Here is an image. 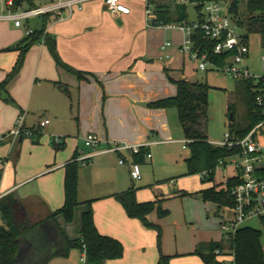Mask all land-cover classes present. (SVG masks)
Instances as JSON below:
<instances>
[{
	"label": "crops",
	"instance_id": "1",
	"mask_svg": "<svg viewBox=\"0 0 264 264\" xmlns=\"http://www.w3.org/2000/svg\"><path fill=\"white\" fill-rule=\"evenodd\" d=\"M52 1L54 0H29L22 5L10 7L5 0H0V82L7 78L18 61L20 50L17 46H23L30 39V35L42 31L38 40L26 52L19 71L9 80L7 92L0 98V137L3 139L1 143L10 145L11 149L10 154L0 160L7 164H10V161L14 165L19 163L21 143L25 135L13 138L6 136V131L14 128L20 116L24 118V128L34 129L39 133L42 130L39 122L44 116L58 118L68 112L72 116H77L78 128L83 127L84 118L93 121L94 123L89 122L86 134L96 133L101 141L96 147H88L83 141L84 136L81 138L84 148L79 150L76 147L70 157H64L57 165L49 163L48 169L43 165L38 166L29 178L13 184L0 193V197L17 192L20 202L34 205L35 213L43 211L45 214L54 211L64 202V165L71 160L76 151L79 156L83 153L92 154L85 165L79 160L80 166L88 167V171L83 174L79 172L80 203L74 208L73 220L68 223L63 215L59 214L56 217L58 227L66 238L79 237L82 215L91 209L98 231L119 239L124 246L121 258L106 260L104 264H156L160 253L170 257V264H207L196 250L202 248L206 251L211 242H223L221 228V237L214 240L209 233L201 229L202 227L199 229L189 221L192 239H189L188 244L184 247H180L179 244L171 246L169 243L166 244L164 239L160 252L157 230L146 227L137 218L129 217L123 205L114 197L116 193L131 186L135 187L134 181L142 179L141 175L139 179L131 177V161L139 164L142 161L153 162L150 151L153 141L150 143L146 141L145 131L156 126L157 132L162 130L168 135H173L178 129V113L170 111V108H152L148 103L177 94V89L173 91L163 80L162 69L178 70L184 64L185 57L180 50L184 39L183 33L179 32L182 40L176 43L169 40L172 45L165 49H162L165 41L160 45V49L164 50L163 59H170L172 62L156 59L155 64L153 59L162 56H159L157 46L152 45L154 38L152 34L162 33L167 29L148 26L145 14L146 0H122L130 7L128 14H112L107 10L104 0H89L81 9H75L72 15L64 20L48 14L31 17L24 20L21 26H16L14 20L8 17L9 12L43 6ZM155 2L167 5L170 16L179 15L176 7L179 1ZM28 27L33 30L32 33L27 32ZM47 39L51 42H47ZM52 46L66 67L56 62L51 51ZM169 47L172 48L167 51ZM67 68L81 71L82 75L78 76ZM68 101L70 109L66 110ZM29 112L38 117L37 122L31 125L26 124ZM98 118L103 125H97ZM50 124L51 122H48L43 127ZM79 132L80 130L78 134ZM39 134L33 136L37 138ZM50 135L53 146L60 149L56 146L57 136L54 133ZM59 138L61 139L59 143L63 142L64 147L66 141L60 135ZM123 138L129 139L132 143L146 144L142 147L146 151L144 156L140 159L128 152L107 150L115 143L124 142ZM158 142L174 143L179 140L166 139ZM182 147L185 148L187 145L182 142ZM148 153L151 154L150 157H147ZM121 158H125L126 162L120 163ZM34 176L38 180V188L20 191L22 186H25L23 184L30 183ZM214 178L211 186L223 182L222 177L216 179V174ZM129 180L132 182L131 185ZM135 188L138 202L156 200V210L158 205H161L168 214L170 213L168 208L162 206L161 201H164V197H142L137 187ZM199 191L193 193L201 196ZM205 202L211 203L209 215H217L220 225L222 220L233 216L231 208L218 206L211 201ZM148 220L162 229L161 222L151 213ZM52 225L53 227L42 225L25 234L24 247L28 251L37 247L35 250L39 252L38 261L34 263L30 260V264H40L63 246V240L60 239L54 224ZM74 249H70L66 255L51 256L46 264H78ZM22 258L24 260L29 258L28 253L24 251Z\"/></svg>",
	"mask_w": 264,
	"mask_h": 264
},
{
	"label": "trees",
	"instance_id": "2",
	"mask_svg": "<svg viewBox=\"0 0 264 264\" xmlns=\"http://www.w3.org/2000/svg\"><path fill=\"white\" fill-rule=\"evenodd\" d=\"M26 1L29 0H14V7L22 5ZM152 1L156 5L159 19L164 22L182 21L188 17L187 4L185 3H176L179 15L172 17L169 15L170 10L167 5L157 3L155 2L156 0ZM190 1L195 4V11H199L203 3L209 0ZM241 2L242 0H228L229 11L236 17L241 27L246 26V37H249L252 33H258L264 42V0H246L244 16ZM41 34L42 31L39 34L35 32L30 35V39L23 46H17L20 50V56L7 78L0 82V98L3 93L7 92L6 86L9 80L21 68L26 52ZM49 41L51 42V40L47 39V42ZM201 42L206 45L205 42ZM51 51L56 62L65 66L53 46ZM209 58L218 64H223L225 60V57L212 53H209ZM67 69L73 70L71 68ZM164 69L168 70L167 68ZM73 71L78 76L82 75L81 71ZM242 82L247 104V124L243 127L234 125L231 128V131L239 136H245L257 123L264 119V115L256 108L255 104L253 89L256 84L253 80H243ZM175 83L177 84L176 95L151 101L148 106L152 108H176L184 137L189 140L187 144L189 155L185 157L186 174H201L206 171L207 174L202 176V180L204 182H214L216 166L219 160L226 159L234 150L214 144L209 140L205 132L206 122L209 117V86L205 83L189 80H179ZM39 133L33 129L32 136ZM63 145L64 143L62 142L56 146L61 148ZM145 153V149L141 148L140 152L135 154V158L139 157L141 159ZM78 157L79 155L76 151L71 160L64 165V202L60 208L45 214L43 211L35 213L34 205L20 202L19 199L14 197V193H8L0 197V215L2 220L0 222V264H23L25 234L42 225L53 227L52 224H54L60 239L64 243L57 252L50 254L40 264H46L51 256L66 255L72 248H78L82 252L84 245L86 248V264H104L106 260L118 259L123 256L124 246L122 242L115 237L98 231L91 209L85 211L82 215L79 237L68 239L58 227L57 215L61 214L66 221L71 222L74 216V208L80 203L78 199L80 168ZM234 183V179H228L225 183H214L211 187L200 190L199 193L205 201H211L218 204V206L230 208L233 206L230 188ZM114 197L123 205L129 217L137 218L146 227L157 230L158 248L161 252L162 229L159 225L148 220V215L154 210L157 201L138 202L134 186L114 194ZM157 213L158 216L163 217L168 214V211L158 205ZM261 236L262 233L258 229L247 226L241 227L230 240L211 242L208 244L206 251L200 248L196 250V253L207 264H225V258L230 255L233 256L232 264H264V249ZM217 250H219L218 253ZM156 264H170V257L160 253Z\"/></svg>",
	"mask_w": 264,
	"mask_h": 264
},
{
	"label": "rangeland",
	"instance_id": "3",
	"mask_svg": "<svg viewBox=\"0 0 264 264\" xmlns=\"http://www.w3.org/2000/svg\"><path fill=\"white\" fill-rule=\"evenodd\" d=\"M167 1L173 2L174 0ZM245 5L246 0H242L241 9L243 16L245 15ZM187 13V19L189 21L195 19L196 12L194 6L190 3H187ZM150 27L155 29L158 28L155 26ZM179 32V30L167 29L162 33L152 34V36H154L152 45H154V47L157 46L159 52L157 53L159 56H162V58L157 56V58L153 59L155 64L156 59L170 62V59H163L164 50L160 49V45L166 40H171L173 43L182 40V35ZM249 45L250 53L247 63L251 72L259 76L262 74L260 59L264 52V42L258 33H252L249 38ZM172 47H169L167 51ZM184 60V64L178 70L167 68L168 70L166 71L162 69L164 70L162 73L163 80L173 91L177 89V84L175 82L183 80V78L189 81L205 83L209 86V117L205 127V132L209 140L213 143L219 142L224 138V134L231 130L234 125L238 127L245 126L247 124V104L244 97L245 90L242 80H235L221 71L199 70L197 68V60L186 58ZM67 104L66 110H69V101ZM46 105L49 106L48 104ZM170 111L177 113L176 108H170ZM44 118H48L51 124L42 127L37 138L30 134L25 135L21 143V155L17 165H14L10 160V164L1 162L0 160V172H2L0 177V193L13 184L29 178L32 173H35L38 166L43 165V167L48 169L47 165H49V163L57 165L64 157H70L76 147H78L79 150L84 148V140L82 141L81 138L86 135L87 129L90 126L89 122L94 123L84 118L83 127L78 128L77 116H72L68 112L65 113L63 117L54 118L52 116H44ZM37 120L38 117L36 115L34 116L33 112H29V114H27L26 124L31 125L37 122ZM98 120L96 121L97 125H103V122H100L101 119L98 118ZM177 121L178 129L173 135H168L160 129V131L157 132L155 130L156 126L155 128L148 129L147 132L145 131V136L147 137L146 141L148 143L153 141L150 148L153 155V162H140L142 179L134 181V185L137 187V191L140 192L142 197L154 198L160 196L165 198L161 203L163 207L170 210V213L165 217L159 218L156 207L151 212L153 217L161 222L160 224L163 231L161 246L165 239L166 244L169 243L171 246L179 244L180 247H184L188 244L189 239H192V232L189 230L191 223H189V221L198 228L202 227L201 229L209 233L214 240L221 237L222 229L220 231L221 225L219 217L217 215H209V210L212 207L211 203H206L199 194L193 193L210 187L213 182H204L200 173L186 174L187 166L185 157L189 155V149L188 147H182V142H184L185 138L179 119H177ZM14 127H16V125H14ZM78 130H80L79 134ZM8 133L9 132L6 131V136L9 135ZM51 133H54L57 137L60 135L62 139L66 141L65 146L56 149L53 146ZM123 139H125L124 142L132 143L127 138ZM166 139L179 140V142H158ZM1 140L3 139L0 137V159L6 158L11 152L10 145H6V143L2 144ZM36 140H38V142H36ZM11 158L12 156L10 155V159ZM87 171L88 167L83 165L80 166V174L86 173ZM224 173L232 175L233 168L230 165H227L226 168H218L216 179L218 180L221 178ZM35 178L34 176L30 183L27 182L23 184L25 186H22L20 191L24 192L30 188H38V180ZM129 181L131 185L132 182L131 180ZM184 190L188 193H184ZM242 225L261 231V242L264 248V220L253 217L245 220ZM35 249H37V247ZM35 249L33 247L28 251L26 248H23V251L27 252L29 257L23 260V264H28L30 260L34 263L38 261L39 252ZM74 251L77 253V263L83 264L80 250L75 248ZM231 258L232 256L230 255L225 259L231 260Z\"/></svg>",
	"mask_w": 264,
	"mask_h": 264
},
{
	"label": "built area",
	"instance_id": "4",
	"mask_svg": "<svg viewBox=\"0 0 264 264\" xmlns=\"http://www.w3.org/2000/svg\"><path fill=\"white\" fill-rule=\"evenodd\" d=\"M89 0H54L46 5L32 7L19 12H9L8 17L14 20L16 26H21L24 20L34 16H44L53 14L59 20L69 18L75 9H81L85 2ZM6 4L14 7V0H5ZM180 3H190V0H179ZM106 8L112 14H128L130 7L122 0H104ZM196 12L194 20L164 22L159 19L156 5L152 0H146V21L148 26L158 28L179 30L183 33L184 39L180 50L186 59L198 61L197 68L202 71L216 70L230 76L235 80H253L256 86L253 89L256 108L264 115V52L261 55L262 74H253L248 66L247 60L250 53L249 37H246V26L241 27L236 17L229 11L228 0H209L203 3L199 11ZM28 33H32L31 28H27ZM261 37V35H260ZM205 42L202 43L201 41ZM262 39V38H261ZM172 45L171 41H165L162 49ZM264 50V45H263ZM209 53L225 57L223 64H218L209 58ZM169 55L167 54L166 57ZM49 122L44 118L39 122L43 127ZM8 136L17 138L23 135H32L33 129L23 127V116L17 120L16 127L12 128ZM59 137H55L58 144ZM100 138L96 133L89 132L84 137L85 145L96 147L100 143ZM189 140L185 139L187 145ZM219 146L228 147L234 152L226 159L219 160L217 169L226 168L230 165L233 174L224 173L222 181L234 179L235 183L230 188L233 199V216L230 219L222 220L221 229L224 240H230L238 229L242 227L245 220L257 217L264 220V119L257 123L245 136L234 134L231 130L224 134V138L214 143ZM146 144H136L128 142H118L107 150L114 152H128V154H138ZM151 154H147L150 157ZM92 157V154H82L78 160L85 165ZM125 158L120 159V163H125ZM130 174L133 179H139L141 175L140 164L130 162ZM215 172V174H216ZM206 171L201 173L205 176ZM219 250H217V253ZM232 256V255H231ZM81 261L86 264L85 245L81 252ZM225 264L233 263L231 260H224Z\"/></svg>",
	"mask_w": 264,
	"mask_h": 264
},
{
	"label": "water",
	"instance_id": "5",
	"mask_svg": "<svg viewBox=\"0 0 264 264\" xmlns=\"http://www.w3.org/2000/svg\"><path fill=\"white\" fill-rule=\"evenodd\" d=\"M183 80H185V79H183ZM14 197H15L16 199H19V194H18L17 192H15V193H14Z\"/></svg>",
	"mask_w": 264,
	"mask_h": 264
}]
</instances>
